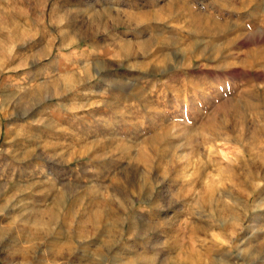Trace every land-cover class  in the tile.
Instances as JSON below:
<instances>
[{
    "label": "rangeland",
    "instance_id": "374dc122",
    "mask_svg": "<svg viewBox=\"0 0 264 264\" xmlns=\"http://www.w3.org/2000/svg\"><path fill=\"white\" fill-rule=\"evenodd\" d=\"M0 264H264V0H0Z\"/></svg>",
    "mask_w": 264,
    "mask_h": 264
}]
</instances>
